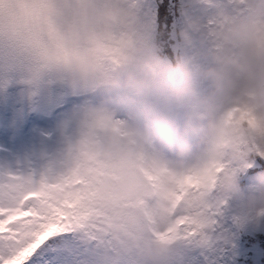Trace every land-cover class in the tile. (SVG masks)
I'll return each mask as SVG.
<instances>
[{
  "label": "clouds",
  "instance_id": "9594fccd",
  "mask_svg": "<svg viewBox=\"0 0 264 264\" xmlns=\"http://www.w3.org/2000/svg\"><path fill=\"white\" fill-rule=\"evenodd\" d=\"M199 3L179 29L195 53L170 66L133 0H0V88L34 111L52 85L79 98L35 166L0 164L5 195L87 181L95 264L211 260L264 221V172L242 182L264 148V0ZM178 217L195 236L166 235Z\"/></svg>",
  "mask_w": 264,
  "mask_h": 264
},
{
  "label": "snow or ice",
  "instance_id": "6c2138e0",
  "mask_svg": "<svg viewBox=\"0 0 264 264\" xmlns=\"http://www.w3.org/2000/svg\"><path fill=\"white\" fill-rule=\"evenodd\" d=\"M228 118L256 123L246 107L234 108ZM255 165L264 167V148L258 147ZM3 172L0 169V264H95L97 240L93 233L96 227L92 223L93 210L87 203L92 193L86 188L74 187L87 181L78 179L66 185H41L19 197L12 193L6 196ZM55 191L63 195L57 196ZM192 223L190 217H178L168 227L166 235L195 236L196 232L189 227ZM244 226L237 224L238 228ZM236 240L211 260L194 255L192 264H221L225 252L235 255Z\"/></svg>",
  "mask_w": 264,
  "mask_h": 264
},
{
  "label": "rangeland",
  "instance_id": "374dc122",
  "mask_svg": "<svg viewBox=\"0 0 264 264\" xmlns=\"http://www.w3.org/2000/svg\"><path fill=\"white\" fill-rule=\"evenodd\" d=\"M133 3L137 5L139 0H133ZM182 3L184 4L183 8L186 6V11L194 13L191 11L194 10L195 13L204 14V6L199 3V0H182ZM227 3L228 0H216V4L221 7ZM188 5L191 6L187 8ZM216 11H218L217 8L210 9L207 15L211 17ZM147 14L148 10H145L141 15L144 22L149 26L150 17H147ZM182 24H184V20ZM194 53L195 50L188 45L183 46L182 54L193 55ZM22 87L12 83L7 88H0V164L7 162L13 168L17 166V162L21 168L30 162L35 166L41 151L46 146L48 148L53 147L59 138L58 132L53 138H43L36 130H29L23 122V115L30 110L33 116L46 117V112L51 110L49 108L62 102L63 96L65 102L70 100V97L60 87L52 85L35 98L38 106L34 111L33 102L26 95L21 94ZM66 112L58 113L60 118L57 124L63 119ZM255 177L249 180L248 185L254 182ZM238 230L245 235V242L241 244L238 235L235 255L233 256L232 252H225L221 257V264H261L262 245L258 234L263 233L264 230L255 222Z\"/></svg>",
  "mask_w": 264,
  "mask_h": 264
},
{
  "label": "bare ground",
  "instance_id": "6f19581e",
  "mask_svg": "<svg viewBox=\"0 0 264 264\" xmlns=\"http://www.w3.org/2000/svg\"><path fill=\"white\" fill-rule=\"evenodd\" d=\"M261 229L264 230V221L260 222V223H256Z\"/></svg>",
  "mask_w": 264,
  "mask_h": 264
}]
</instances>
